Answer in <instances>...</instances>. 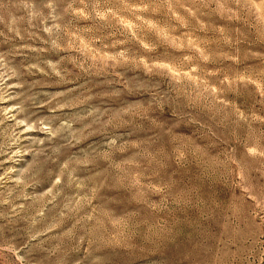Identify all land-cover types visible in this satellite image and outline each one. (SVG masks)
<instances>
[{"label":"rangeland","instance_id":"obj_1","mask_svg":"<svg viewBox=\"0 0 264 264\" xmlns=\"http://www.w3.org/2000/svg\"><path fill=\"white\" fill-rule=\"evenodd\" d=\"M0 264H264V0H0Z\"/></svg>","mask_w":264,"mask_h":264}]
</instances>
